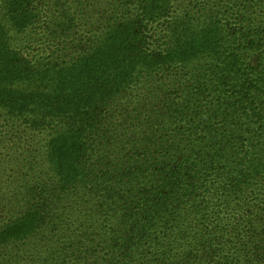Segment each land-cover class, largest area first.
Segmentation results:
<instances>
[{
    "label": "trees",
    "instance_id": "1",
    "mask_svg": "<svg viewBox=\"0 0 264 264\" xmlns=\"http://www.w3.org/2000/svg\"><path fill=\"white\" fill-rule=\"evenodd\" d=\"M71 1L0 0V111L46 134L0 178V264H264V0H109L72 56L16 43L69 42Z\"/></svg>",
    "mask_w": 264,
    "mask_h": 264
},
{
    "label": "rangeland",
    "instance_id": "2",
    "mask_svg": "<svg viewBox=\"0 0 264 264\" xmlns=\"http://www.w3.org/2000/svg\"><path fill=\"white\" fill-rule=\"evenodd\" d=\"M109 0H90V4L87 5L88 0L84 4V11L80 12L77 16V24L72 28L74 34H70L67 41L58 42V40L50 41L44 28L41 26L26 30L22 33H16L15 41L21 46L25 47L27 51H30L33 55L42 56L50 54L49 48L57 49L58 46L63 48L62 52L66 55H74L87 43L88 37L92 31H96L100 19H98L97 7L99 5H106ZM49 10H47L51 19L53 15L51 12H56L59 5L58 0H43ZM71 0H61V3H67L68 6ZM69 3V4H68ZM51 10V12H50ZM74 11V9H72ZM65 47V48H64ZM57 53V52H56ZM5 113L0 111V178L13 179L16 176L17 180L13 184H18V178L20 168L24 166L23 155L27 159L32 160L34 169L29 171L31 175L39 174L43 157H42V143H44V133H31L30 131H21V126L17 128L16 122L6 120ZM9 121V122H7ZM5 122L9 124H5ZM43 138V139H42ZM23 153V154H22ZM22 158V159H21ZM23 164L21 167L19 165ZM19 169V170H18ZM26 170V169H24ZM22 171V170H21ZM42 173V172H41ZM9 184V183H8Z\"/></svg>",
    "mask_w": 264,
    "mask_h": 264
}]
</instances>
